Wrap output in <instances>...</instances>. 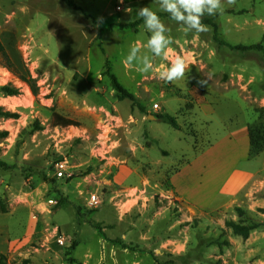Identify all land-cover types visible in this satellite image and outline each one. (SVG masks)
<instances>
[{
	"label": "rangeland",
	"instance_id": "obj_1",
	"mask_svg": "<svg viewBox=\"0 0 264 264\" xmlns=\"http://www.w3.org/2000/svg\"><path fill=\"white\" fill-rule=\"evenodd\" d=\"M221 2L204 15L216 26L185 33L158 0H0L14 69L0 50V112L19 115L0 114V264H264V51L229 45L264 47V0ZM142 7L172 40L148 73L124 63L132 46L147 52ZM177 56L185 78L160 80ZM107 66L134 98L119 96ZM204 105L246 117L253 138L256 179L227 210L194 212L169 191L174 169L206 144ZM229 220L258 225L243 236Z\"/></svg>",
	"mask_w": 264,
	"mask_h": 264
},
{
	"label": "crops",
	"instance_id": "obj_2",
	"mask_svg": "<svg viewBox=\"0 0 264 264\" xmlns=\"http://www.w3.org/2000/svg\"><path fill=\"white\" fill-rule=\"evenodd\" d=\"M201 108L199 115L214 114L205 126L206 144L196 147L194 156L174 169L169 191L194 212L227 210L239 204L256 179L258 163L252 155L248 121L224 107ZM213 128H222L224 135L216 139Z\"/></svg>",
	"mask_w": 264,
	"mask_h": 264
},
{
	"label": "clouds",
	"instance_id": "obj_3",
	"mask_svg": "<svg viewBox=\"0 0 264 264\" xmlns=\"http://www.w3.org/2000/svg\"><path fill=\"white\" fill-rule=\"evenodd\" d=\"M226 3L230 6L235 3V0H226ZM158 4L160 10L167 12L173 21L182 26V31L185 33L208 31V26L201 22V18L205 14L216 15L224 10L221 0H158ZM137 15L143 18L144 28L151 33L144 45L147 52L141 55V49L132 46L124 63L130 69L136 68L141 73H148L153 70L152 61L155 57H167L172 40L166 35L168 29L164 23L149 7L140 8ZM102 23L103 17H98L96 26L99 27ZM188 69L189 64L185 59L177 56L170 62V65L162 66V70L158 73L159 79L167 83L179 81L185 78ZM197 84L201 87L207 86L208 78L197 80Z\"/></svg>",
	"mask_w": 264,
	"mask_h": 264
},
{
	"label": "trees",
	"instance_id": "obj_4",
	"mask_svg": "<svg viewBox=\"0 0 264 264\" xmlns=\"http://www.w3.org/2000/svg\"><path fill=\"white\" fill-rule=\"evenodd\" d=\"M142 17L138 20H141ZM216 26V23L213 22L212 18L209 17V16H203L201 18V22H204V23H207V22H210ZM232 48H235V49H241V48H258V49H261L262 51H264V47L263 45L261 44V42H254V43H250V44H240V43H237V44H229ZM0 50L2 51V54L4 56V58L7 60V66L9 69L11 70H14L13 69V63L11 61V59L9 58V55L6 51V49L4 48L3 44L0 42ZM105 73H107L109 75V77L111 78V83H112V86L113 88L119 93V96L120 97H125V96H128V97H133L134 96L132 95V93H130L125 87L122 86V84L119 82V80L117 79L116 75L111 72L109 70V67L107 66L106 70H105ZM19 77L22 79V80H25L27 81L31 86L32 88L34 89L36 84H34L33 82V78L31 76H23V74L19 75ZM33 82V83H32ZM2 90L8 94H16L19 92L18 88L16 87H13L9 84H6V85H3L2 86ZM0 114H4L5 116H12V117H18V113L17 112H11V111H2L0 112ZM158 118L160 119H163L164 121H167L169 122L172 126L174 127H178L179 124H178V121L176 119V117L174 115H171L170 113L168 112H156L154 113ZM65 123L68 124V123H71L70 120L68 119H65ZM250 131V129H249ZM6 131H3L2 133H0L1 135H4ZM250 142H251V150H252V147H253V138H252V134L250 132ZM7 163L5 161H3L2 159H0V166H5ZM177 168V167H176ZM1 210L2 211H6L7 208L4 207V206H1ZM237 210H241L240 207H237ZM227 224L232 228V230L235 232V233H238V234H241L243 236H247L249 234V231L256 227L258 225V223H255V224H240V223H236L234 221H228Z\"/></svg>",
	"mask_w": 264,
	"mask_h": 264
},
{
	"label": "water",
	"instance_id": "obj_5",
	"mask_svg": "<svg viewBox=\"0 0 264 264\" xmlns=\"http://www.w3.org/2000/svg\"><path fill=\"white\" fill-rule=\"evenodd\" d=\"M149 117H152V118H157V117H155V115H154V114H150V115H149Z\"/></svg>",
	"mask_w": 264,
	"mask_h": 264
},
{
	"label": "built area",
	"instance_id": "obj_6",
	"mask_svg": "<svg viewBox=\"0 0 264 264\" xmlns=\"http://www.w3.org/2000/svg\"><path fill=\"white\" fill-rule=\"evenodd\" d=\"M155 106H157V104H155Z\"/></svg>",
	"mask_w": 264,
	"mask_h": 264
}]
</instances>
